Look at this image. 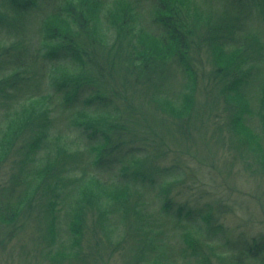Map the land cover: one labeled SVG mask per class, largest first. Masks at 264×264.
Returning <instances> with one entry per match:
<instances>
[{
  "label": "rangeland",
  "instance_id": "374dc122",
  "mask_svg": "<svg viewBox=\"0 0 264 264\" xmlns=\"http://www.w3.org/2000/svg\"><path fill=\"white\" fill-rule=\"evenodd\" d=\"M61 1L54 0L55 4H59L53 9L55 4L50 7L52 4L49 6L48 0H35L36 3L32 4L34 7L29 10L19 7L20 10L12 12L5 6L6 0H0V52L10 48L14 57L17 52L26 53V50L33 52V55L43 54V60H39L42 61L40 64L43 67V79L35 83L34 87L38 92L19 95L6 89L8 95L4 99L0 98V146H11L8 155L0 157V199L4 200L7 196L13 207H17L18 202L26 206L30 202V205L34 206L30 208L28 216L25 211L24 215L10 222L0 221V264H162L164 261L161 258L158 260L159 252L153 254L155 247L151 246V243L147 245L142 242V237L130 233L136 225V220L131 218L132 213L125 212L122 216L118 206H108L109 195L119 198L124 193L119 191L112 196V190L117 191L115 184L126 181L134 193L133 201L136 198L144 203L141 209L147 214L145 219L153 229L154 242L160 238L165 244L166 248L163 250L166 253H163L162 258L177 264L185 261L184 253L192 251L189 246H193L194 240L192 228L186 221L198 224V218L192 220L194 215L190 212L192 209L203 208L200 211L201 219H208L212 225L220 227L218 229L221 233L216 229H207L200 222L204 232L197 242L194 240L196 247L202 246L198 248L199 254L204 256V264H229L233 254L226 253L229 246L222 242L223 239L226 241L222 231L234 230L232 238L246 235L247 241L264 234V141L261 145L257 143L260 147L254 144L250 147L248 143L251 137L262 136L263 129L255 109L258 107L257 96L260 95V77L264 74V66L258 63V55L252 52H256V41L259 39V43L264 46V1L257 2L247 19L242 21L241 29L233 40L226 41L222 50H219L213 48L214 43L215 46L222 44L221 40L213 39L216 33L208 34L202 42L200 40L210 31V27L220 22L224 13L221 1L208 0L204 3L203 0H193L195 5L200 4L203 9L189 16L187 23L191 30V41L197 43L196 60L183 59L182 62L176 60L174 63L166 61L169 49L165 47L167 44L171 46L174 40L172 41L169 35L161 37L157 34L161 37V44L157 45L148 38L144 45L139 43L135 46L143 54L149 53L152 61L164 60V64L158 62L159 65L155 64L152 68L159 69L157 73L145 71L144 74L134 72L136 69L133 71V67L127 70L126 57L122 54L126 49L118 46L117 42L114 44L113 53L120 54V57L114 61L115 65L113 62L108 64L106 58L111 55V50L95 52V45L80 34L78 20H68L69 24H61L69 16L65 13V6L63 7ZM18 2L28 7L25 0ZM58 7L62 9L58 10ZM138 8L144 12L147 35H152L155 24L148 21V2L140 3ZM77 9H81L85 15L82 6L78 5ZM76 13L79 17L80 13ZM47 18L55 20L56 29L59 31L58 40L51 43L48 41L51 35L46 37L44 34L46 29L51 34V30L42 24L43 19ZM80 46L82 54L89 52V63L93 62L95 65L97 62L91 52L101 56V69L85 75L81 68L83 64L78 65L74 60H68L69 55L65 53L69 50H73L76 53L74 57L77 56L80 60V53L77 51H80ZM61 49L65 51L56 57L57 60L44 59L46 55H55ZM241 50L248 51V55L252 53L246 67L252 75V81L249 80L247 85L240 82L246 72L243 64L238 69L239 59L244 60ZM262 59L264 60V53ZM56 71L60 72L57 77L50 78V74ZM5 76L6 72L0 68V82L9 78ZM193 79L195 86L191 90H194L196 108L189 114H184V111L181 113L180 110L182 111L184 105H189V101L184 97L189 94ZM68 81L71 88L80 85V95L74 98L71 105L66 106L62 94L71 89L67 86L60 91L56 86ZM239 83L240 87L237 89ZM225 87L228 94L224 93ZM156 91L159 92L158 95ZM239 93L247 97V110H244V101H241ZM34 97H43L46 102L43 98ZM33 106L50 109L48 133L52 135V142L46 149L51 148L52 156L58 153L57 147L60 146L67 152V155L61 158V163L47 167L66 177L68 185L64 188L61 183L58 184V191H62L61 195L68 199L56 212L57 231L54 232L56 240L55 247L52 248L51 241L46 236V223L42 219L46 198L45 195L42 197L41 191L38 190V180H33L35 184L29 183L32 176L26 175L21 177L23 182L20 183L19 177L17 178L20 169L18 163L22 160L17 146L29 141L31 133L30 128L25 126L22 114ZM229 108H233V111L229 112ZM80 109L90 113V116H84V121H100V125L98 123L92 127L97 136H94L95 142L90 143L98 144V158L94 157V154L88 155L86 149L90 144L84 133H81L82 129L66 127L69 121L77 120ZM232 113L240 117L243 115V118H240L241 123L245 125L246 130L251 131L246 140L240 134L239 124L231 132L228 130V123L233 118ZM112 115H115V118L110 117ZM110 124L114 127L107 130ZM22 128L27 129L20 132ZM122 128H128L125 134H122ZM17 130L19 134L15 133ZM103 135H107L109 140L121 135L118 142L121 146L119 149H122V158L117 166H103L100 161V151L105 152L108 149ZM73 152L76 153L74 157ZM80 155L84 157L81 161ZM130 159L140 162V170L132 167ZM98 160L103 167L97 166ZM38 164L37 167L40 168L46 161L43 158ZM80 166L88 167L85 168L87 176H90L89 173L97 174L101 183L108 189L103 190L104 198H96V206L89 204L90 201H85L79 192ZM194 170L200 172L198 178L193 175ZM137 171L140 172V178ZM121 173L126 175L121 176ZM202 178H205V185L198 187ZM90 180L85 178L84 184L87 182V189H92L98 195L96 186L94 187ZM48 181L57 186V182L51 178ZM89 192L92 194V191ZM73 195L79 204L80 200L85 203V218L82 221V230L80 229V249L75 253L71 249L75 240L70 229L75 217L72 216L71 219L72 213L69 211ZM219 200H224L232 207L219 208L216 205ZM36 202H40V206H36ZM170 202L179 204V212L175 215L174 207L168 209ZM184 202L191 205L183 204ZM102 204L108 206L109 213L106 223L99 224L97 207L102 210ZM21 209L18 208L16 213ZM61 244L66 246V249H56ZM67 253H70L71 257H64ZM50 254H55V261L49 259ZM241 263L247 264L244 261Z\"/></svg>",
  "mask_w": 264,
  "mask_h": 264
},
{
  "label": "trees",
  "instance_id": "16d2710c",
  "mask_svg": "<svg viewBox=\"0 0 264 264\" xmlns=\"http://www.w3.org/2000/svg\"><path fill=\"white\" fill-rule=\"evenodd\" d=\"M18 1H24V0H6L5 6L7 8H10V10L14 12L16 9L20 10L19 7H21L23 10H29L30 8L34 7V5L32 4L36 3L35 0H25L28 4V7H25V6L20 5ZM62 1H63V7L65 6V9H64L65 13L69 14L68 19L65 18L63 21L60 20L59 18H55V19L62 21L61 24H69L68 20H73V21L78 20V30L80 31V34H83L88 39H90V43L92 45H95L96 47L95 52L97 50L98 51L107 50L108 52L109 50H111L112 52L111 55H109V57L106 58L108 64H110V62L114 63V61H116V59L120 57V54L115 53V52H114L115 54L113 53L114 47H115L114 44L117 42L118 46H123L126 49L124 50L122 54H124L126 57L125 58L126 64L128 66L127 70L133 67L132 70L134 71L136 69L134 72H138L139 74H144L145 71H149V73H157L159 69L152 70V68H154L155 64L159 65L158 62H161V64H164V60L158 59V60L152 61L151 60L152 56H150L149 53L148 55H145L143 54L142 51L137 50L135 46L139 45V43L144 45V42L146 43L148 38H150L154 43L159 45L161 44L160 38L166 37L167 35L172 37V41L174 40L173 41L174 43L171 42L172 43L171 46L167 44L165 47V49L167 50L169 49V51H167L169 56L167 57L166 61L169 60V62L174 63L176 60L182 62L183 59H186L187 61L196 60L195 58L197 55H196L195 46L197 45V43L195 44V42L191 41V30L188 28L187 23L189 21V16L191 15L193 16V14H195L196 11L200 12L203 9L200 8L202 7L200 4L195 5L194 4L195 2H193V0H80V1L79 0H62ZM146 1L148 2V5L150 7V11L149 13H147L149 16L148 21L155 24L154 33H152V35H147L146 33L147 27L144 23L145 20L143 19L144 12L141 11L142 9L138 8L140 3L146 2ZM203 1L204 3H207L208 0H203ZM220 1L222 3V11L224 12L222 13V18L216 26L210 27L211 28L210 31L207 32L206 36H204L203 39L200 40V42H202L207 37L208 34L216 33V37H214L213 39L221 40L222 44L221 45L216 44L215 46V43H214L213 48H219V50H222V45H224L226 41H232L236 33L239 32V30L241 29L242 21H245L247 19L253 7L258 4L257 2L264 1V0H220ZM97 2L98 4H100V7H98ZM54 4H55L54 0H48V5L49 6L51 5L50 7H52ZM58 4L59 3L55 4L53 9H55L56 5ZM78 5L82 6L85 12V15L81 11V9L80 11L77 9ZM60 9L62 8L58 7V10ZM76 12L80 13V16H79L80 18L77 16ZM207 12L208 11L206 10L205 14H207ZM58 14L56 16L59 17ZM42 24L43 26H46L51 30V34L50 32H48L47 29L45 30L46 33L44 31V34L46 37L47 36L49 37L51 35L50 40H48L49 43H51L52 41L58 40L59 35L57 34H59V31L56 29L55 20L51 18H47L46 20L43 19ZM92 30L94 31L93 33L90 32ZM158 30H162V31H158ZM157 34H159L161 37L160 36L158 37ZM214 40H210V41L214 42ZM259 42H260V39L256 41V43H258L257 44L258 46L255 49L256 52L253 51L252 53H255L256 55H258L259 57L258 63L259 64L262 63L264 66V60L262 59V54L264 53V46L260 44ZM81 47L82 46H80V51L77 50L78 53H80V60L78 59L77 56L74 57L76 53H74L73 50H69V52L67 51L65 53V55H69L67 56L68 60L69 61L74 60V62L78 65H80V63L83 64L81 68L83 70V74L85 75H87V73H91L94 70L96 71L98 69H101L100 64H99V62L102 60L101 56H97L91 52V56L95 57L97 62L95 65L93 64V62L89 63L87 61V58L90 57L89 52H87L85 55L82 54ZM13 49L15 50V48ZM11 51L12 50L10 48H6L4 50L5 53H8V55L5 56L7 58L6 60L7 63L10 64L14 68L15 72L23 70L24 75L22 74L21 77H18L17 74H14V72L12 71L11 76L6 81L1 80L0 98L4 99L8 95V91L13 92V93L15 92V91H11L10 89L12 82L19 83L22 81L24 84H30L32 87L28 89L30 90L29 93L36 94L38 91L35 90L34 88L35 83L43 79L42 77L43 67L40 64L42 61L39 62V60H43L42 58L43 54L33 55V52L31 53V51L29 50L27 52L26 50V53H23L25 51L23 52L21 51L20 53L17 52V54L14 57L12 54L13 52L10 53ZM64 51H65L64 49H61V51L55 55L48 54L44 57V59L57 60L56 57L61 56L60 54H63ZM2 53L3 52H0V55L3 59ZM247 53L248 51L243 52L241 50V57H244V60L239 59L240 65L238 66V69L240 68V66H242V64H243V67L246 69V72L243 74V77L240 79V82L242 84L250 83V81H252V75L249 74L250 72L246 68L247 65L249 64L248 58H250L252 53L250 55H248L249 53L248 54ZM11 62L13 63V65ZM17 64H18V69H16ZM228 71H231V70H228ZM59 73H60L59 71L58 72L56 71L51 74L49 73L50 78H56ZM195 77H196V73H195ZM256 81H258L257 77H256ZM260 81H261L260 90H259L260 95L257 96L258 107L255 109L256 110L255 113L257 117L259 118L260 124L263 127L261 131L262 136L255 135V137L254 136L251 137L248 140L250 147L253 144L256 146H259L261 145V142L264 141L263 140V136H264V74L260 77ZM67 86L72 91L69 90V91L63 92L62 95H63V101L65 105L69 106L72 104L73 100L76 99L75 97L80 95V85H78V87L71 88L69 81H68V82H64L63 85L60 84L56 86V88L57 90L61 91L63 88ZM194 86H195V80L193 79L190 84V92L186 97H184V98H187V100L189 101V105L187 106L184 105L183 106L184 108L182 109V111L180 110L181 113H183L184 111V114L185 113L189 114L191 110H194L196 108V102H194V97H193L194 90H191L192 88L194 89ZM239 87H240V83L238 84L237 89H239ZM233 88H235V86ZM16 91L20 93L22 92V94L25 93V91L20 90L19 87L16 89ZM157 92L158 91H156V93ZM227 92L228 91L225 87L224 93L228 94ZM22 94H19V95H22ZM153 96H155V94ZM238 96L242 97L241 101H244V106H243L245 107L244 110H247V108H249V104L248 103L245 104V102H248L246 99L247 97L242 93H239ZM34 98H43V97H34ZM44 102H46L45 99H44ZM10 106H11V103H10ZM33 109H35L38 113V116L36 117L37 119H34V118L32 119L29 117L31 110ZM232 109L233 108H229V112L233 111ZM47 110H45L44 107L33 106L27 110H24L25 112L22 114L25 120V126H27V128H30L31 133H30L29 141H27L26 143L23 142L21 146H17L18 153H20V156L22 157V160H20V162L18 163L20 169H19V174H17L18 175L17 178L19 177L20 183L23 182L21 177H24L26 175L32 176V178L30 179L31 181H29V183L35 184V182H37L38 180V190L39 192L41 191L42 197L45 195V198H46L45 199L46 204H44L45 214L43 215L42 219L46 223V227H45L46 236L50 239L51 241L50 246L52 248V247H55V240H56V236L54 235V232L57 231L56 225L58 221L56 212L58 211V208L62 207L65 204L64 202L68 199V197L66 199L65 196L61 195L62 191L60 190L58 191V187H59L58 184L61 183V185L64 188H67L68 185H66V179H67L66 177L64 178L62 174L57 172L55 169H47V167L48 165H51V164L56 166V164L61 163V158L63 156H66L67 152H65V150L60 146V147H57V150L59 149L58 153H56L55 156H52L51 148L46 149V147L49 146L50 142H52L51 140L52 135L48 133L50 131L49 122H48V116L50 112H49V109ZM89 114L90 113L88 112V110L80 109V114L77 120L69 121L66 127L82 129L81 133H84V136L87 138V141L90 144V143L95 142L94 136H97L95 135V132L92 129V127H95L98 123H99L98 125H100V121H97V122L91 121V120L90 122L84 121V116L88 117L90 116ZM110 117L115 118V115L114 116L112 115ZM232 117L233 118H231V121L228 123V130L231 132L235 128V126L239 124V126L241 127L240 134H242V137L244 136L243 139L245 138L246 140L247 134H250L251 131L249 129L246 130V128L244 127L245 125L241 123L240 118H243V115L242 117H240V115H237L236 113H232ZM20 127H18V129ZM27 128H24V129L22 128L20 132H23ZM127 129L128 128H126V130L122 128L121 129L123 130L122 134H125L127 132ZM20 132L18 130L15 131L16 134H19ZM121 135H118V137L113 138V140L112 139L109 140L107 135H103V138L106 141V144H108L107 151L105 152L100 151L101 155L99 157H102L100 161L103 163L102 164L103 166L104 165L117 166V164L121 160L122 156L120 155V153L122 149H119L121 148V146L119 145L120 143L118 142L120 141L119 137ZM170 135L172 134H169V136ZM13 137L14 136H12V138ZM257 143H259V145ZM10 149H11V146L2 144L0 146V157L4 155L7 156ZM86 150L89 156L91 154L92 155L94 154V157L98 158V156H96L97 155L96 152L97 150H99V146L97 143L92 144V145L90 144V146ZM75 154L73 155V157L75 156ZM262 154H264V152ZM43 158H44V161H46V164H41L40 166L42 167L38 168L37 167V165H39L38 161L43 160ZM56 159H59V161H57ZM82 159H84V157L83 155H80V161ZM130 161H131V165L133 168L139 169V166H140L139 161H136L134 159H130ZM96 164L97 166L99 165V167H103L100 165L101 163L99 162V160L96 162ZM85 168H88V167L80 166L79 192L80 194L84 196L85 201H90L89 204L91 205L94 204L96 206V202H97L96 198L98 197V200H101L102 198H104L105 195H104L103 190L108 191V189L104 187V183H101V180L97 177V174L89 173L90 176H87L86 175L87 170ZM138 171L137 173L139 174L140 172ZM192 173L193 175H195V177L201 175L200 172L197 170L192 171ZM124 175H126V173H121V176H124ZM47 176L49 177L47 178ZM138 177L140 178V174ZM49 178H51L53 181H56L57 186H53L52 183H49L48 181ZM85 178H88L89 180L91 179L89 182H91L94 187L96 186L97 192L99 193L98 195H96V193H94L92 189L90 188L89 190L87 189L88 188L87 182L84 184ZM33 180L35 182H33ZM204 185H205V178H202L200 182H198V187H204ZM129 186L130 184L127 183V181L120 183V184H115L114 187H115V190L117 191L112 190L111 192L112 196L114 193L119 192V191H124V193L119 198L117 196L111 197L109 195L107 198L108 206H111L112 208H113V205L116 207L118 206L120 208L119 213L122 214V216H124L125 212H127V214L132 213L131 218H134L136 220V225L134 228H132L130 233H133L134 235L142 237V242H145L147 245L151 243L152 244L151 246L155 247V248L153 247L154 248L153 254H156V252H159L158 260L161 258L164 261L162 264H177V263L171 262L169 259L167 260L165 258H162L164 256L163 253H166L163 250V248H166L165 244L162 242V239L160 238H157L158 240L156 242L158 243L154 242L153 229L150 227L151 226L150 223L145 219L147 217V214H144L141 209V207H144L143 206L144 203L138 201L135 198L134 201L137 202L135 204V202L133 201L134 193L130 190ZM89 191H92V194ZM60 197L61 199H59ZM80 199L82 198L80 197ZM9 201L10 200L7 199V196H5L4 200L2 198L0 199V221L2 220L1 223H5L6 221L10 222L12 220H15L17 217H21L22 215H24L25 211H26V216H28V212L30 208L34 207L33 205H30V202L27 204V206L23 204L22 202H18V206L13 207V205H10L11 203H9ZM75 201L76 200L73 195L71 197V202H70L71 206L66 205L67 207L70 206L71 208L69 209V211L72 213V215H70L71 219H73L72 216L75 217L73 223L70 224L71 228L69 227L71 229V234L73 235V238L75 240L74 244L71 245L72 246L71 249H73L72 252L74 253L79 252V249H80V241H81L80 238L82 237L81 227H82V221H84V218H85L84 210H83L85 203H82L81 202L82 200L79 201L80 204L78 203V201L76 202ZM39 204L41 203L36 202L35 205L38 206ZM183 204H186L189 206L191 205V203L189 202H184ZM178 205L179 204L175 202L173 203L170 202L168 203V209L170 207H174L175 209L174 215H175L177 212H179L178 209H180ZM216 205L219 208H224V209H228L229 207L230 208L232 207L226 204L224 200H219ZM108 206L106 204H102V210H100L97 207L98 209L97 214L99 216V219H98L99 224L106 223L107 215L109 213ZM18 208H22V209L16 213ZM202 209L203 208H200V210L192 209V211L190 212V214L193 213L194 215L193 217L191 215L192 220H196L198 218V224H196L194 221H189V220L186 221V223L189 224L192 228V237L194 238L196 242L202 236V232H204V230L202 229V226L199 225L200 222L203 225H205L207 229H210V230L216 229L220 231L218 229L220 227H216V225H212V223H210L208 219L207 220L201 219L200 211ZM210 215L211 214L209 213V216ZM105 231L108 233L107 230ZM222 233L226 236V241L223 239L222 242H224L225 245L229 246V251H226V253L233 254L231 256L232 258L230 257L231 262L229 264H242L241 261H244L247 264H264V234L258 238L252 237L250 238V240L247 241L248 238H246V235L244 233L243 235L245 236H238L237 238H232V236L234 235V230H230V231L225 230V231H222ZM143 236L146 238H144ZM194 240H192L193 246L192 247L189 246V248L192 251L184 253L183 258H185V261H182V263L180 264H204L205 262L204 256L203 255L200 256L199 254V249L202 246L197 245L196 247V242ZM3 248L8 249L7 246H3ZM56 249H60V250L66 249V246L61 244ZM66 256L71 257L70 253H67V255L65 254L64 257ZM48 257L49 259H52L54 261L56 260L55 254H50L48 255ZM146 264H152V263L146 262Z\"/></svg>",
  "mask_w": 264,
  "mask_h": 264
},
{
  "label": "bare ground",
  "instance_id": "6f19581e",
  "mask_svg": "<svg viewBox=\"0 0 264 264\" xmlns=\"http://www.w3.org/2000/svg\"><path fill=\"white\" fill-rule=\"evenodd\" d=\"M3 59H2V57H1V55H0V68L1 69H3V71H5L6 72V76L5 77H10L11 76V72L13 71L14 72V74H17V76L18 77H21V75L23 74L24 75V72H23V70H20V71H18V72H15L14 71V68L10 65V64H8L7 63V58L5 57V56H7L8 55V53H5L4 51H3ZM2 77H4V76H2ZM19 79H21V78H19ZM19 82V81H18ZM20 88V90H24L25 91V93H23V94H30L29 92H30V90H28V89H30L32 86L30 85V84H24L22 81L21 82H19V83H16V82H12V84H11V86H10V89H11V91H15V92H18V91H16V89L17 88ZM22 87V88H21ZM19 94H22V92L20 93V92H18ZM45 110H46V108H44ZM50 110V109H49ZM38 116V113H37V111L35 110V109H33V110H31V113L29 114V117L30 118H34V119H37L36 117ZM110 128H111V124L107 127V130H110ZM49 129H50V125H49ZM130 138V137H129Z\"/></svg>",
  "mask_w": 264,
  "mask_h": 264
}]
</instances>
